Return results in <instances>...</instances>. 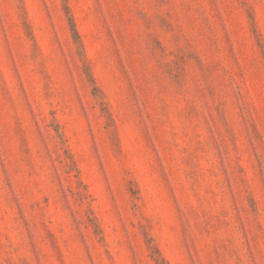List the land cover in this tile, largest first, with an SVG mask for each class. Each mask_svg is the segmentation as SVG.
<instances>
[{
    "label": "rangeland",
    "instance_id": "rangeland-1",
    "mask_svg": "<svg viewBox=\"0 0 264 264\" xmlns=\"http://www.w3.org/2000/svg\"><path fill=\"white\" fill-rule=\"evenodd\" d=\"M0 264H264V0H0Z\"/></svg>",
    "mask_w": 264,
    "mask_h": 264
}]
</instances>
